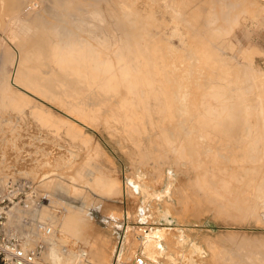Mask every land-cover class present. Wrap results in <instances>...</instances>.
<instances>
[{
	"label": "rangeland",
	"instance_id": "obj_1",
	"mask_svg": "<svg viewBox=\"0 0 264 264\" xmlns=\"http://www.w3.org/2000/svg\"><path fill=\"white\" fill-rule=\"evenodd\" d=\"M115 1L0 0V193L26 182L7 226L39 264H264V0Z\"/></svg>",
	"mask_w": 264,
	"mask_h": 264
},
{
	"label": "bare ground",
	"instance_id": "obj_2",
	"mask_svg": "<svg viewBox=\"0 0 264 264\" xmlns=\"http://www.w3.org/2000/svg\"><path fill=\"white\" fill-rule=\"evenodd\" d=\"M93 1H94V0H93ZM103 1H104V0H103ZM109 1H111V0H109ZM113 1H115V0H113ZM117 1L120 2L119 0H117ZM149 1H150V0H149ZM160 1H161V0H160ZM10 2H11V1H10ZM12 2H13V3H12ZM12 2H11V4L13 5V4H14V1H12ZM107 2H108V1H107ZM152 2H153V1H152ZM84 3L86 4V1H85ZM112 3H113V2H112ZM115 3H116V1H115ZM115 3H114V4H115ZM121 3H125V4H127L126 6H128V3H126V2H122V1H121L120 3H117V5L120 6ZM159 3H160V2H159ZM88 4H89V3H88ZM125 4H121V6H123V5L125 6ZM131 4H132V3H131ZM82 5H84V4H82ZM112 5H113V4H112ZM133 5H134V4H133ZM133 5H132L131 7H133ZM13 6H14V5H13ZM91 6H92V5H91ZM113 6H114V5H113ZM115 6H116V5H115ZM121 6H120V7H121ZM165 6H166V5H165ZM81 7H82V6H81ZM83 7H84V6H83ZM97 7H98V6H97ZM120 7H119V8H120ZM134 7H135V5H134ZM101 8H102V7H101ZM121 8H123V7H121ZM124 8H125V10H126V7H124ZM129 8H130V7H129ZM261 8H264V7L261 6ZM80 9H81V8H80ZM99 9H100V8H99ZM112 9H113V8H112ZM112 9H111V10H112ZM116 9H118V8H116ZM111 10H110V11H111ZM127 10H128V8H127ZM130 10H132V8L129 9L127 12L129 13ZM222 10H223V9H222ZM255 10H256V9H255ZM258 10H260L259 7H258ZM258 10H257V11H258ZM261 10H262V9H261ZM261 10H260V11H261ZM47 11H48V10H47ZM119 11H120V9H119ZM119 11H118V12H119ZM132 11H133V10H132ZM260 11H259V12H260ZM50 12H51V11H50ZM120 12H121V11H120ZM255 12H256V11H255ZM261 12L264 13V10H262ZM261 12H260V13H261ZM99 13H100V12H99ZM102 13H103V12H102ZM121 13H122V12H121ZM124 13H126V12H124ZM100 14H101V13H100ZM122 14H123V13H122ZM221 14H222V13H221ZM256 14H258V12H256ZM124 15H127V16H125V18H127L128 15L131 16L132 13H131V14H130V13H129V14L126 13V14H124ZM258 15H259V14H258ZM122 16H123V15H122ZM143 17H144V16H143ZM222 17H223V16H222ZM128 18H129V17H128ZM151 19H152V18H151ZM129 21L132 23V25H134L135 23H137V18L133 16V18H132V19H129ZM149 21H150V17H149ZM149 21H148V22H149ZM151 21H152V20H151ZM220 21H221V20H220ZM139 22H140V21H139ZM141 22H142V21H141ZM145 23H146V22H145ZM143 24H144V22H143ZM149 24H150V23H149ZM187 24H188V22H187ZM135 25H138V24H135ZM135 25H134V26H135ZM143 26H144V25H143ZM147 28H148V27H147ZM148 29H149V28H148ZM47 34H48V33H47ZM132 39H133V38H132ZM207 39H208V38H207ZM46 40H47V39H46ZM48 40H49V38H48ZM198 40H199V38H197V40L194 41V42H195V45H193V46H196V45L201 44V42L198 41ZM200 40H201V39H200ZM37 41H38V40H37ZM39 41H40V40H39ZM209 41H210V40H209ZM66 42H67V41H66ZM163 42H164V41H163ZM49 43H50V42H49ZM134 44H135V43H134ZM157 44H160V43H157ZM164 44H165V43H164ZM35 45H36V44H35ZM202 45H203V44H202ZM138 46H139V45H138ZM208 46H209V45H208ZM38 47H39V46H38ZM196 47H197V46H196ZM201 47H202V46H201ZM65 48H66V47H65ZM70 48H71V47H70ZM72 48H73V47H72ZM167 48H168V50L170 49L169 47H167ZM55 49H56V48H54V50H55ZM86 49H87V48H86ZM86 49L84 48V50H86ZM34 50H35V49H34ZM36 50H37V49H36ZM38 50H39V49H38ZM61 50H62V49H61ZM69 50H70V49H69ZM76 50H77V49H76ZM76 50H75V51H76ZM87 50H88V49H87ZM150 50H151V49H150ZM157 50H158V49H157ZM183 50H184V49H183ZM192 50H193V49H192ZM28 51H29V50H28ZM58 51L60 52V50H58ZM73 51H74V50H73ZM75 51H74L73 53H75ZM154 51H155V50H154ZM193 51H194V50H193ZM193 51H192V52H193ZM205 51H206V48H205ZM40 52H41V51H40ZM53 52H54V51H53ZM82 52H83V51H82ZM87 52H88V51H87ZM87 52H86V53H87ZM152 52H153V51H152ZM209 52H210V51H209ZM209 52H207V53H209ZM55 53H56V52H55ZM62 53H63V52H62ZM62 53H61V55H62ZM67 53H69V52L67 51ZM86 53H85V54H86ZM93 53H94V52H93ZM138 53H139V52H138ZM193 53H194V52H193ZM30 54H31V53H30ZM39 54H40V53H39ZM52 54H53V53H52ZM52 54H51V55H52ZM56 54H57V53H56ZM59 54H60V53H59ZM65 54H66V53H65ZM75 54H76V53H75ZM136 54H137V53H136ZM145 54H146V53H145ZM170 54H171V53H170ZM190 54H191V52H190ZM190 54H189V55H190ZM194 54H195V53H194ZM63 55H64V54H63ZM63 55H62L61 57H63ZM70 55H71V54H70ZM76 55H77V54H76ZM87 55H89V54H87ZM92 55H93V54H92ZM156 55H157V54H156ZM211 55H212V54H211ZM52 56H53V55H52ZM58 56H60V55H58ZM74 56H75V55H74ZM89 56H91V55H89ZM138 56H139V54H138ZM138 56H137V57H138ZM208 56H210V55H207V57H208ZM27 57H28V56H27ZM65 57H66V56H64V58H65ZM76 57H78V56H76ZM85 57H86V56H85ZM85 57L83 58L82 61L87 62L86 59H85ZM180 57H181V56H180ZM200 57H202V55H201ZM210 57H211V56H210ZM29 58H30V57H29ZM68 58H70V57L68 56V57L66 58V61H67ZM141 58H143V57H141ZM151 58H153V56H152ZM173 58H174V57H173ZM178 58H179V57H178ZM202 58H203V57H202ZM42 59H43V58H42ZM57 59H58V58H57ZM57 59H56V60H57ZM74 59H75V58H74ZM84 59H85V60H84ZM90 59H91V58H90ZM98 59H99V58H98ZM102 59H103V58H102ZM176 59H177V58H176ZM203 59H204V58H203ZM68 60H69V59H68ZM75 60H76V59H75ZM80 60H81V59H80ZM91 60H92V59H91ZM99 60H101V59H99ZM121 60H122V59H121ZM157 60H158V59H157ZM166 60H167V59H166ZM179 60H180V59H179ZM198 60H199V59H198ZM57 61H59V60H57ZM60 61H61V60H60ZM63 61H65V60H63ZM70 61H72V60H70ZM70 61H69V62H70ZM96 61H98V60H96ZM101 61H102V60H101ZM118 61H119V60H118ZM158 61H159V60H158ZM168 61H169V60H168ZM170 61H171V59H170ZM200 61H202V59H201ZM69 62H67V63H69ZM75 62H77V61H75ZM59 63H60V62H59ZM61 63H62V61H61ZM78 63H79V62H78ZM80 63H81V62H80ZM87 63H88V62H87ZM96 63H97V62H96ZM114 63H115V62H114ZM64 64H65V63H64ZM69 64H70V63H69ZM73 64H74V63H73ZM88 64H90V63H88ZM104 64L106 65V63H104ZM107 64H108V63H107ZM112 64H113V63H112ZM121 64H122V63H121ZM124 64H126V63L124 62ZM134 64H135V63H134ZM142 64H143V63H142ZM144 64H145V63H144ZM202 64H203V63H202ZM58 65H59V64H58ZM61 65H63V64H61ZM67 65H68V64H67ZM71 65H72V64H71ZM77 65H78V64H77ZM80 65H81V64H80ZM80 65H79V66H80ZM92 65H93V63H92ZM97 65H98V64H97ZM126 65H127V64H126ZM185 65H186V64H185ZM55 66H56V65H55ZM65 66H66V64H65ZM79 66H78V67H79ZM88 66H89V65H88ZM101 66H102V65H100V67H101ZM108 66H109V65H108ZM111 66H115V65H111ZM116 66H117V64H116ZM134 66H135V65H134ZM145 66H146V65H145ZM183 66H184V65H183ZM187 66H188V65H187ZM209 66H210V65H209ZM66 67H67V66H66ZM69 67H71V66H69ZM76 67H77V66H76ZM78 67H77V69H78ZM83 67H85V66H83ZM100 67H98V68H99V71H104V70H103V69H104L103 67H105V66L102 67L103 69L101 68L102 70H100ZM122 67H123V66H122ZM156 67H157V66H156ZM198 67H199V66H198ZM74 68H75V67H74ZM81 68H82V67H81ZM87 68H88V67H87ZM89 68H91V67H89ZM98 68H97V69H98ZM105 68H106V67H105ZM117 68H118V67H117ZM124 68H125V67H124ZM144 68H145V67H144ZM186 68H187V67H186ZM30 69H33V68L31 67ZM61 69H63V67H62ZM64 69H65V68H64ZM93 69H94V67H93ZM107 69H110V68L108 67ZM198 69H199V68H198ZM200 69H201V68H200ZM67 70L69 71V69H67ZM73 70H74V69H73ZM80 70H82V69H80ZM129 70H131V69H129ZM185 70H187V69H185ZM65 71H66V70H65ZM86 71L89 72L90 70L88 71V70L86 69ZM91 71H92V69H91ZM95 71H96V67H95ZM95 71H94V72H95ZM99 71H98V75H99V73H100ZM109 71H110V70H109ZM117 71L119 72V69H118ZM121 71H122V69H121ZM124 71H125V70H124ZM127 71H128V68H127ZM156 71H157V70H155L154 72H156ZM28 72H30V71H28ZM75 72H77V71H75ZM83 72H85V71H83ZM105 72H106V70H105ZM111 72H112V71H110V73H111ZM132 72H133V70H132ZM147 72H148V71H147ZM159 72H160V71H159ZM164 72H165V71H164ZM164 72H163V73H164ZM190 72H191V71H190ZM69 73H70V72H69ZM71 73H72V72H71ZM95 73H96V72H95ZM103 73H104V72H103ZM107 73H108V72H107ZM135 73H136V72H135ZM139 73H141V72H139ZM151 73H152V72H151ZM161 73H162V72H161ZM167 73H168V72H167ZM86 74H87V73H86ZM91 74H94V73H90V75H91ZM101 74H102V72L100 73V75H101ZM105 74H106V73H105ZM121 74H122V73H121ZM148 74H150V73H148ZM157 74H158V71H157ZM157 74H156V75H157ZM69 75H70V74H69ZM75 75H76V74H75ZM78 75H81V74H79V72H78ZM95 75H96V74H95ZM98 75H96V77H99V76H100V75H99V76H98ZM102 75H104V74H102ZM102 75H101V76H102ZM108 75H109V73H108ZM118 75H119V74H118ZM138 75H139V74H138ZM141 75H142V74H140V76H141ZM146 75H147V74H146ZM167 75H168V74H167ZM70 76H71V75H70ZM73 76H74V75H73ZM84 76H85V75H84ZM84 76H82V77H84ZM131 76H132V74H131ZM144 76H145V72H144L143 77H144ZM179 76H180V75H179ZM182 76L185 77V75H182ZM80 77H81V76H80ZM82 77H81V78H82ZM88 77H89V76H88ZM88 77H87V79H88ZM106 77H107V76H106ZM108 77H110V75H109ZM121 77H122V75H121ZM121 77L119 76V78H121ZM123 77H124V75H123ZM123 77H122V78H123ZM143 77H142V79H144ZM147 77H148V76H147ZM147 77H146V78H147ZM157 77H158V76H157ZM174 77H175V76H174ZM196 77H197V76H196ZM81 78H80V79H81ZM91 78H92V77H91ZM99 78H100V77H99ZM99 78H98V79H99ZM134 78H135V75H134ZM137 78H139V77H137ZM93 79H94V78H93ZM177 79H178V78H177ZM196 79H197V78H196ZM95 80H97V79H95ZM100 80H102V78H101ZM103 80H104V79H103ZM124 80H126V79H124ZM124 80H123V82H124ZM186 80H187V79H186ZM81 81H82V79H81ZM93 81H94V80H93ZM105 81H106V79H105ZM105 81H103L102 84H103ZM118 81H121V79H119ZM118 81H117V82H118ZM158 81H159V82H158ZM89 82H91V81H89ZM94 82H95V81H94ZM123 82H122V83H123ZM126 82H127V81H126ZM126 82H125L124 84H126ZM132 82H133V81H132ZM132 82H131V83H132ZM136 82H139V80L136 81ZM157 82L160 83V80H157ZM174 82H176V80H175ZM196 82H197V81H196ZM91 83H92V82H91ZM97 83H98V81H97ZM97 83H95V84H97ZM176 83H178V84H176ZM176 83H175V85H174V84H173V85H174V88H175L178 92H179V91L181 92L182 89H184L185 87H187V86H186V85H187V84H186V81H185V83H184V79H183L182 77H179V79L177 80ZM187 83H188V81H187ZM190 83H192V81H190ZM93 84H94V83H93ZM100 84H101V82H100ZM100 84H98V85H100ZM134 84H135V83H133V85H134ZM147 84H148V83H147ZM188 84H189V83H188ZM29 85H31V84L29 83L28 86H29ZM103 85H104V84H103ZM151 85H152V84H151ZM173 85H172V86H173ZM189 85H190V84H189ZM191 85H192V84H191ZM31 86H32V85H31ZM91 86H92V85H91ZM96 86H97V85H96ZM108 86H109V85H108ZM122 86H123V85H122ZM122 86L120 85V87H122ZM143 86H144V84H143ZM156 86H157V85H156ZM156 86H155V87H156ZM192 86H193V85H192ZM197 86H198V85H197ZM89 87H90V86H89ZM97 87H98V86H97ZM123 87H126V86H123ZM131 87H132V85H131ZM141 87H142V86H141ZM193 87H194V86H193ZM193 87H190V88L192 89ZM202 87H203V86H202ZM102 88L105 89V86L102 87ZM107 88H108V87H107ZM174 88H172V89L175 90ZM188 88H189V87H187V89H188ZM198 88L201 89L200 87H196V86H195V87L192 89L193 92H194L195 89H196V92H197V89H198ZM31 89H32V87H31ZM97 89H98V88H97ZM116 89H117V87H116ZM163 89H164V87H163ZM168 89H169V88H168ZM191 89H190V90H191ZM199 89H198V90H199ZM36 90H37V89H36ZM105 90H106V92H107V89H105ZM111 90H112V89H111ZM126 90H127V89H126ZM131 90H132V88H131ZM133 90H134V92H135L136 89L133 88ZM170 90H171V89H170ZM173 90H172V92H173ZM188 90H189V89H188ZM188 90H187V92H188ZM190 90H189V92H190ZM37 91H38V90H37ZM136 91H137V90H136ZM103 92H104V90H103ZM178 92H176V93H178ZM187 92H186V93H187ZM100 93H101V92H100ZM182 93H183V90H182ZM182 93H178V94L181 95ZM184 93H185V92H184ZM191 93H192V92H191ZM212 93H214V92H212ZM216 93H217V92H216ZM112 94H113V93H112ZM163 94H164V93H163ZM195 94H197V93H195ZM195 94H193V96H194ZM86 95H87V94H86ZM126 95H127V94H126ZM142 95H143V94H142ZM169 95H170V94H169ZM175 95H176V94H175ZM187 95H188V93H187ZM191 95H192V94H191ZM128 96H129V95H128ZM171 96H172V95H171ZM173 96H174V95H173ZM184 96H185V95H184ZM195 96H196V95H195ZM197 96H198V95H197ZM218 96H219V95H218ZM218 96L215 95L214 97H215V98L217 97V99H219ZM66 97H67V96H66ZM137 97H138V94H137ZM190 97H191V96H190ZM190 97H189L188 100H187V99H184V98H183V99H182V98H179V99H182L180 102H178V100H177V101L175 100L176 102H178V104H176V102H175V104H174V105H176L177 107H175L173 104H172L173 107H172V106H171V107H172L173 109H174V108H177V110H178V108H179V111H181L180 113H184V114L188 113L189 111H191L190 108L193 107L192 105H194V102L197 100V99H196V100H193L195 97H194L193 99L190 98ZM212 97H213V96H212ZM81 98H82V97H81ZM86 98H87V97H86ZM86 98H85V99H86ZM170 98H171V97H170ZM75 99H77V98H75ZM83 99H84V97H83ZM83 99H82V101H83ZM85 99H84V100H85ZM86 100H87V99H86ZM86 100H85V101H86ZM171 100H172V98H171ZM173 100H174V99H173ZM79 101H80V100H79ZM87 101H88V100H87ZM170 102L173 103L172 101H170ZM217 102H219V101H217ZM237 102H238V101H237ZM237 102H233L234 105H235ZM89 104H90V103H89ZM106 104H107V102H106ZM195 104H196V103H195ZM199 104H200V103H199ZM229 104H230V102H229ZM231 104H232V102H231ZM76 105H77V104H76ZM236 105H237V104H236ZM236 105L233 106L234 109L236 108ZM239 105H240V104H239ZM77 106H78V105H77ZM85 106H86V105H85ZM85 106H84V109H85ZM125 106H126V105H125ZM219 106H220V105H219ZM226 106H227V105H226ZM81 107H83V106H81ZM165 107H167V106H165ZM169 107H170V106H169ZM198 107H199V106H198ZM224 107H225V104H224ZM227 107H228V106H227ZM231 107H232V105H231ZM231 107H230V108H231ZM233 107H232V108H233ZM240 107H242V106H239V108H240ZM115 109H116V108H115ZM197 109H198V108H197ZM223 109H224V108H223ZM227 109H228V108H227ZM76 110H77V109H76ZM78 110H80V109H78ZM81 110H83V109H81ZM117 110H118V109H117ZM167 110H168V109H167ZM174 110H175V109H174ZM225 110H226V109H225ZM228 110H229V109H228ZM241 110L243 111V109H241ZM241 110H240V111H241ZM128 111H129V110H128ZM172 111H173V110H172ZM245 111H247V110H244V112H245ZM166 112H167V111H166ZM247 112H248V111H247ZM236 113H237V112H236ZM129 114H130V113H129ZM174 114H175V113H174ZM178 114H179V113H178ZM190 114H192V113H190ZM194 114H195V113H194ZM224 114H225V113H224ZM224 114H222V115H224ZM228 114H229V113H228ZM228 114H227V115H228ZM171 115H172V114H171ZM180 115H181V114H180ZM188 115H189V113H188ZM231 115H232V114H231ZM231 115H230V116H231ZM182 116H184V115H182ZM225 116H226V114H225ZM233 116H235V115L233 114ZM251 116H253V115H251ZM164 117H166V116H164ZM178 117L180 118L181 116L178 115ZM226 117H227V119L230 118V117H228V116H226ZM235 117H236V116H235ZM235 117H234V118H235ZM244 117H245V116H244ZM248 117H249V115H248ZM143 118H144V117H143ZM188 118H189V117H188ZM223 118H224V120H225V117H222V120H223ZM177 119H178V118H177ZM216 119H218V118H216ZM227 119H226V120H227ZM247 119H248V118H247ZM170 120H171V119H170ZM180 120H181V118H180ZM180 120H179V121H180ZM182 120H183V119H182ZM186 120H187V117H186ZM165 121H166V120H165ZM228 121H231V120H228ZM176 122H178V120H177ZM217 122H218V121H217ZM217 122H216V125H217ZM220 122H221V120L219 121V123H220ZM223 122H224V121H223ZM226 122H227V121H226ZM247 122H248V121H247ZM214 123H215V122H214ZM194 124H195V123H194ZM221 124H223V123H221ZM247 124H248V123H247ZM175 125H176V124H175ZM185 125H186V124H185ZM210 125H211V124H210ZM219 125H220V124H219ZM233 125H234V124H233ZM176 126H177V125H176ZM176 126H175V127H176ZM186 126H187V125H186ZM191 126H192V125L187 126V127H189V128H188L189 130H190V127H191ZM214 126H215V125H213V127H214ZM217 126H218V125H217ZM217 126H216V127H217ZM222 126H223V125H222ZM248 126H249V125H248ZM179 127H181V126H179ZM194 127H195V126H194ZM216 127H215V128H216ZM219 127H220V126H219ZM224 127H225V124H224ZM230 127H231V126H230ZM176 128H178V127H176ZM247 128H248V127H247ZM179 129H180V128H179ZM191 129H192V127H191ZM219 129H220V128H219ZM241 129H242V128H241ZM180 130H181V129H180ZM182 130H183V129H182ZM193 130H194V129H193ZM195 130H196V129H195ZM246 130H247V129H246ZM177 131H178V129H177ZM190 131H191V130H190ZM130 132H131V131H130ZM180 133H181V132H180ZM199 133H200V132H199ZM178 135H180V134H178ZM194 135H195V133H194ZM194 135H193V136H194ZM196 135H197V132H196ZM184 136H186V135H184ZM184 136H183V137H184ZM189 136H190V135H189ZM191 136H192V135H191ZM186 137L188 138V136H186ZM186 137L183 138V139H186ZM243 137H246V136H243ZM190 138H191V137H190ZM193 140H194V139H193V137H192V141H193ZM244 140H245V139H244ZM192 141H190V142H191L190 144L194 146L197 142L194 143V142H192ZM195 141H196V140H195ZM192 143H194V144H192ZM190 144H189V142L186 143V148H184V150H188L189 146H191ZM197 144H198V143H197ZM252 145H253V144H252ZM195 146H196V145H195ZM200 146H201V144H200ZM204 146H205V144H204ZM173 147H174V144H173ZM254 147H255V146H254ZM171 148H172V146H171ZM198 148H199V146H198ZM198 148H195V149H198ZM204 149H205V148H204ZM180 150H181V149H180ZM198 150H200V149H198ZM182 151H183V150H182ZM201 151H202V150H201ZM253 151H256V149L253 148V150L250 149V151H249V149L246 150V154H247V156H249L251 159H252V158H254V159H258L259 157H257V156H253V153H252ZM203 152H204V151H203ZM257 152H258V151H257ZM178 153H179V152H178ZM190 153H191V152H190ZM185 154H186V156L188 155V157H189L188 152H186ZM192 154H193V153H191L190 155L193 157L194 155H192ZM179 155H180V154H179ZM191 156H190V157H191ZM249 157H248V158H249ZM184 158H185V157H184ZM250 158H249V159H250ZM144 159H145V158H144ZM251 159H250V160H251ZM191 160H192V159H191ZM262 160H264V159H261L259 162H261ZM252 161H253V160H252ZM252 161H251L252 166H254ZM254 162H257V161L254 160ZM259 162H258V163H259ZM243 163H244V162H243ZM258 163H257V164H258ZM262 163H264V162H262ZM257 166H258V165H257ZM243 167H244V166H243ZM255 167H256V166H255ZM261 167H264V166H261ZM240 168H241V167H240ZM252 168H253V167H252ZM256 168H257V167H256ZM260 169H261V168H260ZM257 170H258V169H257ZM238 171H239V170H238ZM250 172H251V171H250ZM253 172H254V170H253ZM235 173H236V172H235ZM256 173H257V172H256ZM260 173H261V174H264V173H262V172H260ZM258 174H259V172H258ZM236 175H237V174H236ZM256 175H257V174H256ZM239 176H240V175H239ZM239 176H238V177H239ZM257 176H258V175H257ZM261 176H262V175H261ZM240 177H241V176H240ZM246 177H247V176H246ZM252 178H253V177H252ZM257 178H258V177H257ZM259 178H260V175H259ZM260 179H261V178H260ZM260 179H259V180H260ZM261 180H264V178H262ZM261 180H260V181H261ZM255 181H256V180H254V183H255ZM262 182H264V181H262ZM256 183L259 184V182H256ZM259 187H260V188H264V183H261V186L259 185ZM258 189H259V188H258ZM69 216H70V213H69ZM74 216H75V215H74ZM65 218H66V217H65ZM68 218H70V217H68ZM71 218H73V217H71ZM76 219H77V218H76ZM67 220H68V219H67ZM71 220H72L71 222L74 223L73 221H75V219L73 218V219H71ZM70 224H71V223H70ZM66 225H67V224H66ZM71 225H72V224H71ZM74 225H75V224H74ZM69 226H70V225H69ZM158 230H159V229H158ZM151 232H152V231H151ZM160 232H161V231H160ZM162 233H163V232H162ZM147 234H148V233H147ZM156 235H159V236H160L161 234H160V233H157ZM151 238H152V237H148V241H149ZM163 239H164V238H163ZM146 240H147V239H146ZM155 240H156V239H155ZM151 241H152V240H151ZM153 242H154V241H153ZM158 242H159V241H158ZM148 243H149V242H148ZM150 243H151V242H150ZM159 243H160V242H159ZM153 244H154V243H152V246H153ZM146 245H147V244H146ZM152 246H151V247H152ZM148 247H149V246H148ZM152 248H153V247H152ZM147 250H148V249H147ZM147 250H146V251H147ZM157 250H158V249H157ZM195 250H196V249H195ZM163 251H164V250H163ZM170 252H171V251H170ZM185 252H186V251H185ZM82 253L85 254V257H83V259H84V260H87V254H88V253H86V251L80 250V251L76 252L75 255H76L77 258L82 259V258H81V257H82L81 254H82ZM89 253H90V252H89ZM155 253H157V252H156V251H153V250L150 249L149 251H147V257H146V255L144 256L143 252L136 253V254H139V255L141 254L142 256H144L145 258H147V259L150 260V259H155V256H156ZM165 253H166V252H165ZM136 254H134L133 256H135ZM89 256H90V255H89ZM162 256H163V255H162ZM164 256H167V255L164 254ZM195 256H196V255H195ZM191 257H192V256H191ZM193 257H194V256H193ZM132 258H133V257H132ZM186 258H187V257H186ZM188 258H189V257H188ZM168 259L170 260L171 258H168ZM160 260H161V259H160ZM183 260H185V257H184ZM183 260H182V261H183ZM49 261H50L51 263H53V264H54V263H55V264H58V263H59V259L57 258V256H54V260L51 259V258H49ZM185 263H186V261H185ZM17 264H20V263H17ZM36 264H39V263H36Z\"/></svg>",
	"mask_w": 264,
	"mask_h": 264
},
{
	"label": "built area",
	"instance_id": "obj_3",
	"mask_svg": "<svg viewBox=\"0 0 264 264\" xmlns=\"http://www.w3.org/2000/svg\"><path fill=\"white\" fill-rule=\"evenodd\" d=\"M5 193H0V261L2 264H36L38 251L36 249L26 250V245L21 236L7 226L6 213L8 212L7 204L10 200L20 198L18 202H26V182L19 183L14 188L8 184L4 188ZM40 231L46 237L52 235V230L47 226H39ZM81 258L85 254H81ZM128 264H159L156 261L149 260L141 254H136Z\"/></svg>",
	"mask_w": 264,
	"mask_h": 264
}]
</instances>
